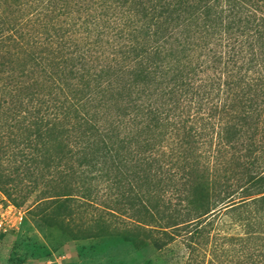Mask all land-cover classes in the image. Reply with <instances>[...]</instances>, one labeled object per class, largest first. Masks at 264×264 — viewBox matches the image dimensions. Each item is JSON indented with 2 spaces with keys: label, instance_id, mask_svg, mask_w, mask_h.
Returning a JSON list of instances; mask_svg holds the SVG:
<instances>
[{
  "label": "trees",
  "instance_id": "1",
  "mask_svg": "<svg viewBox=\"0 0 264 264\" xmlns=\"http://www.w3.org/2000/svg\"><path fill=\"white\" fill-rule=\"evenodd\" d=\"M0 185L264 264V0H0Z\"/></svg>",
  "mask_w": 264,
  "mask_h": 264
},
{
  "label": "rangeland",
  "instance_id": "2",
  "mask_svg": "<svg viewBox=\"0 0 264 264\" xmlns=\"http://www.w3.org/2000/svg\"><path fill=\"white\" fill-rule=\"evenodd\" d=\"M60 203L21 200L0 185L2 209L11 205V214L22 215L14 229L0 230V264H183L186 252L179 241L161 251L135 250L117 233H105L84 207ZM246 210L241 203L223 210L221 218L237 223Z\"/></svg>",
  "mask_w": 264,
  "mask_h": 264
},
{
  "label": "built area",
  "instance_id": "3",
  "mask_svg": "<svg viewBox=\"0 0 264 264\" xmlns=\"http://www.w3.org/2000/svg\"><path fill=\"white\" fill-rule=\"evenodd\" d=\"M12 206L8 205L6 207V210H3L0 205V230L5 231L7 228L14 229L18 222H20L22 215L20 210H17V213L11 214L12 212ZM9 214L12 215V217H9Z\"/></svg>",
  "mask_w": 264,
  "mask_h": 264
}]
</instances>
